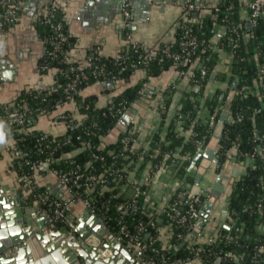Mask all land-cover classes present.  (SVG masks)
Returning <instances> with one entry per match:
<instances>
[{
	"label": "trees",
	"instance_id": "1",
	"mask_svg": "<svg viewBox=\"0 0 264 264\" xmlns=\"http://www.w3.org/2000/svg\"><path fill=\"white\" fill-rule=\"evenodd\" d=\"M194 1V0H191ZM248 0L245 1L247 3ZM244 3L242 0H222L218 4L219 11H215L214 7L204 16H202L198 22L179 19L175 27V40L173 43L164 45L155 50V53L147 61V65L138 61L143 60V56L147 52L141 46H132L128 43L126 47L120 52L123 59H115L114 57H105L97 53H93V61L95 65H105L107 69L113 73H117L118 69L125 65V69L117 73V77L111 79L110 77H94L92 74V66L82 67L75 72L79 73L82 80L87 82V85L96 83L98 86L105 88V81H122L128 80V78L136 70H143L144 76L139 79L133 85H126L120 92L116 93L113 99V108L119 105V102L125 105H130L139 96L141 89L146 81L158 77L166 68L173 65L176 69L190 70V66L185 62H179L174 65L173 61L169 57H165L162 49H169L170 52H178L180 50V42L184 39L186 30L190 29L194 35L197 36L199 45L194 54H192L193 67L190 70L191 76L189 77V83L197 87L196 91L187 92L180 102L179 113L176 114L175 120H180L179 115L184 117L183 122L190 130L188 139H184L175 133H170L166 139L168 143L160 141V138L156 136L154 143H157V149L159 150L157 158H161L163 152L171 151L178 152L183 155H189L190 159L196 153L195 140L204 139L206 142L212 134V129L209 128V119L207 117L196 118L197 112L202 108L199 99L197 98L207 81H209L214 71V61L217 55V50H213L210 46L209 39L213 34L214 25L222 24L225 26V35L220 39L218 48L225 46L227 49L233 52V57L236 59L232 62V75L229 78V82L236 79L237 86L234 89V93L228 102V111L232 117L231 122H225L222 138L220 140L219 161H223L226 158V153L233 142L239 143V153L251 154L255 148L259 145L264 146V15H261L258 22L253 27L247 28L244 26V20H242L239 14V5ZM229 4H233V7L226 9ZM264 12V10H263ZM192 11L189 13V15ZM62 12L59 11L56 14V19L60 18ZM44 16L39 19L37 23L38 29H40L41 35L46 38L48 34V27L43 22ZM124 30V29H123ZM74 44V38L69 36V43L66 44V50H69ZM234 45V46H233ZM48 47V44H46ZM45 46V47H46ZM90 55V54H87ZM45 63V69H39L40 73H46L48 70L56 69L59 67L66 68L68 65H78L77 61L69 63H62L61 57L56 59H50V57L44 52L43 57L39 65ZM131 63H136L134 67H131ZM261 69L263 71L261 72ZM260 76H262L260 78ZM67 77L60 74L58 71L54 74V81L60 83H66ZM249 87L252 91L245 97L241 93L242 87ZM175 91V83L167 87L164 90V95L167 98L163 99V104L158 108L166 109L170 96ZM220 93H216V97L212 100H206L204 106L210 113H215L216 120L220 115L221 109H219L222 100L220 101ZM47 97V102L51 105L56 99L62 98V91L57 89L56 91L47 92L37 90L22 89L16 98L11 102L19 103L26 101L28 105L35 106L42 104V97ZM97 96L95 94H82L74 97V101L80 103L82 106H86L85 113L87 117L84 121L78 124L75 128L69 129L67 133L71 134L72 145L64 146L63 152L70 154L68 158L61 159L58 164L60 167L69 169L79 164L82 169L91 170L93 173L99 175L104 171L112 168L119 170L118 175L108 177L106 186L111 188L107 190L101 196L93 198L95 203L103 197L110 196L113 200L112 205L109 207L107 214L111 213L112 221L117 216V212L113 209L114 204L117 201L127 200L126 192L121 189L127 180V174L131 170L134 161L137 158L142 157L144 160H156L150 158V154L153 151L148 150L143 155H139L136 151L121 152L119 150V136L113 142H104L102 137L107 136L108 133L116 126L119 120V115H114L108 109V102L103 105H97ZM1 103V102H0ZM10 103V102H6ZM164 115V111L161 112ZM93 121L97 122V127L91 126ZM27 125L30 126L29 121ZM5 136L12 138L18 137V132L10 128H5ZM76 134L80 135L79 139H76ZM25 138L21 142H17V146L22 149V157L19 158H32L38 159L41 155L37 154L33 150V142L35 140L34 134L25 133ZM25 154V155H24ZM191 160L185 158L179 165L175 174H179L181 179L186 176L188 181L179 180V185H184L186 182L191 183L193 181L192 176L188 175L187 170ZM133 163V164H132ZM16 169L19 176L28 174V168L22 163L15 162ZM90 165L93 167L90 169ZM173 172V171H172ZM264 177V162L258 157L255 159V167L248 168L247 173L240 175L236 178L231 185V192L229 199L227 200L228 207L230 209L229 219H235L236 223L232 228H228V223L221 228L222 235L224 236L221 241L211 245H198L197 247H204L206 250L211 249L217 255L221 254L223 250H230L233 253H243L244 260L248 264H256L255 260H251L254 252L256 251V245L264 244V237L256 233L255 230V207L258 203L264 206V188L259 185L260 177ZM145 187V184H142ZM37 191H42V186H36ZM123 191V192H121ZM31 200V197L29 198ZM97 201V202H96ZM249 205L250 208L244 210V207ZM186 205H183V209ZM161 218V223L171 224L173 228L174 237L171 239L173 248L166 250L164 253L169 258L188 256L191 250L186 245L179 246L181 239L176 241L175 235L179 232L185 234L187 229H182L177 226L173 221H168L164 214L161 216L158 214H152L145 211L140 206V209L130 211L129 222H134L142 219L145 223H148L149 219ZM159 220V219H158ZM244 222L242 232L240 233V224ZM238 235V237H237ZM257 246V247H258ZM205 250V251H206ZM212 260V261H211ZM210 263L215 262L211 259ZM222 264H233L231 260L222 261Z\"/></svg>",
	"mask_w": 264,
	"mask_h": 264
},
{
	"label": "crops",
	"instance_id": "2",
	"mask_svg": "<svg viewBox=\"0 0 264 264\" xmlns=\"http://www.w3.org/2000/svg\"><path fill=\"white\" fill-rule=\"evenodd\" d=\"M49 1L20 0L16 20L0 35V61L4 66L0 67L1 103L13 101L22 89L50 87L53 82L54 69L48 70L46 73H40L39 70V63L45 52V39L38 29L37 23L45 15ZM58 1L62 5V19L70 35L74 38L73 46L67 51L68 59L77 61L79 64H84L87 54H92L93 51H97L99 55L105 57H115L130 42L139 44L146 51L171 44L175 40V27L180 18L198 22L212 7L222 2V0H199L200 7L189 15L191 11L187 13L182 7V4L189 0H136L130 8L132 18L129 21H124L122 17L124 0ZM242 1L244 3L239 5L238 9L242 20L246 23L248 9L246 0ZM225 32L224 25L215 24L213 34L209 39L210 46L213 50H217V55L214 61L213 75L197 97L202 106L196 115V118L199 119L207 117L209 114L208 109L204 106L206 100L214 99L216 93L219 92L220 101L222 100L219 109L221 111L222 109L228 110V102L234 93L235 87L232 82L236 79L229 82L232 75L233 53L229 49L218 48V43ZM126 33L129 35V39ZM192 67L193 65L189 69L191 70ZM143 76L144 71L139 69L131 74L128 80L112 81L110 87L106 84L105 88H102L96 83L87 85L82 94H95L98 99L97 105L103 106L126 85H133ZM176 76L177 70L175 66L171 65L158 77L146 81L130 109L119 118L116 126L108 135L102 137L104 142L115 141L120 131L130 123H136L138 127L137 139L132 145L133 149L158 150L157 143H154L156 136L160 138V141L168 143L166 139L170 133L188 139L189 128L184 125L183 121L175 120V116L179 113L181 98L189 91H196L197 87L189 83L187 76ZM173 83H175V91L170 96L167 108L162 110L165 113L162 115L157 104L161 101L163 103V99L167 98V95H164V90ZM228 115H230L229 111ZM30 127L52 135L65 131L62 123L55 122L50 114L39 116L30 124ZM5 139L6 143L0 145V184L5 189H15L16 193L21 195L23 185L15 165L19 159L13 150L14 138L5 136ZM66 156H70V154H66ZM231 157L233 156L227 155L220 162L218 155L217 163L221 164L220 167H217V163L211 162L199 180L198 186L211 187L225 160ZM200 159L201 157L193 163L192 167L189 164L188 171L190 170L192 179H194ZM229 162L232 164L229 168H225L228 171L227 176L233 177L235 180L242 174V167L235 159ZM150 165L151 161L144 160L142 157L134 161L133 168L127 174L126 183L122 185L127 196L131 194L129 184L135 181L141 183L148 174ZM179 180L188 181L186 176L181 179L179 174H175L171 169H166L157 171L152 182L144 183L147 184L145 187L148 191L146 211L158 214L179 185ZM36 183L53 196L67 198V193L60 186L57 177L50 172H43L36 176ZM186 184H190L192 187L193 181L186 182ZM231 185L226 184L224 192L220 193L216 207L204 223V234L212 235L218 225L227 223L229 217L227 200L231 192ZM23 205L28 208L33 204ZM66 208L68 217L72 218L74 214L82 212L85 206L81 201H77L68 202ZM214 212L216 217L212 216ZM211 217L213 220L209 223ZM161 240L165 245L171 242L170 236L166 232L163 233Z\"/></svg>",
	"mask_w": 264,
	"mask_h": 264
},
{
	"label": "built area",
	"instance_id": "3",
	"mask_svg": "<svg viewBox=\"0 0 264 264\" xmlns=\"http://www.w3.org/2000/svg\"><path fill=\"white\" fill-rule=\"evenodd\" d=\"M136 0H124L122 17L124 21H129L132 18L131 5ZM20 0H0V35L16 20L18 15V4ZM199 0L185 1L182 7L189 13L190 11L197 10L199 5ZM248 9L247 22H250L252 27L257 24L258 19L264 10V0H248L246 3ZM233 7V4H229L226 9ZM62 10V5L58 0H50L47 5V11L44 15L43 22L48 27V34L45 38L46 54L50 59H56L61 57L62 63L72 62L68 59L67 51L65 46L69 43L70 33L65 25L63 19L57 18L56 14ZM215 11H219L218 5L214 6ZM129 39V35L126 33ZM225 35V33H224ZM132 46H140L135 42H130ZM199 41L196 35L188 29L184 34V39L180 42V50L178 52H170L169 49H162L165 57L172 59L174 65L179 62H185L189 66L193 65L192 54L195 53ZM234 46V45H233ZM226 48L225 46L221 47ZM227 49V48H226ZM156 50V49H155ZM155 50H147L143 56L142 62L147 65V61L155 53ZM231 51V50H230ZM99 54L97 51L93 53ZM232 52V51H231ZM233 53V52H232ZM92 54L87 55L84 64L78 65H68L66 68H56L53 72V82L50 87H30L26 89L37 90L38 93L47 90V92L56 91L60 89L62 91V98L56 99L51 105L47 102V97H42V104L35 106H30L26 101H21L19 103H0V120H4L6 123L5 128H10L18 132V137L14 138L13 150L15 155L19 158L22 157V149L17 146V142L24 140L25 133L34 134L35 140L33 142V150L35 153L41 155L38 159H32L29 157L19 159V163H22L28 168L29 173L24 174L20 177L21 183L23 185V192L20 195L21 202L23 204H38L40 210L48 213L50 220L55 223L58 227L64 228L66 224V219L68 218L66 204L68 202L81 201L82 204L89 210L90 213L96 215L99 220L107 227L109 233H113L115 239L121 242L130 252H132L140 264H222L221 262L226 260H231L233 264H248L244 260L243 253H233L232 251L226 249L223 250L221 254H216L211 249H205L204 247H197L198 245H211L216 244L218 241L224 237L221 232V228L224 225H218L215 232L212 235H206L203 232L204 224L199 229V231L194 235L193 231L198 227L200 223V211L203 206L204 200L208 195L210 186L199 187L197 191H194L189 184L178 185L177 188L172 193L171 197L168 199L164 207L160 210L158 215L164 214L168 221H173L177 226L182 229H187L185 234L177 233L175 235L176 241H183L185 239L186 247L191 250V254L183 257L169 258L165 255V251L173 248V243L170 242L167 245L162 243L163 233H167L170 236V241L174 237L173 228L171 224L161 223V218L149 219L148 223H145L142 219L134 222H129L130 211L140 209V206L145 209L147 205V189L143 187L142 184L152 182L157 171L171 169L172 171H177L179 165L182 161L187 158L190 159L189 155H183L178 152L166 151L163 152L161 158H157L159 150H154L150 154V158L156 159L151 161L148 174L144 177L141 183L131 182L129 187L131 188V194L127 200L117 201L113 209L117 212V216L112 221L111 213H106L109 207L112 205L113 200L110 196L102 197L98 203L93 201L96 196L103 195L107 190H111L106 186V181L108 177L113 175H118L119 170L117 168H112L110 170L104 171L102 174H95L91 170L82 169L79 164L69 169L57 166L61 159H66L67 153L63 152L64 146L72 145L71 134L67 133L69 129L75 128L78 124L84 121L87 117L86 106H82L80 103L74 101V97L82 93L87 82H85L83 77L77 72L78 69L82 67L92 66V74L94 77H110L114 79L117 77V73L125 69V65H122L117 73H113L111 70L107 69L105 65H95L93 61ZM115 59H123L121 54L114 57ZM236 60L233 57V61ZM136 63H131L130 66L134 67ZM40 69H45V63L39 65ZM177 76L183 77L191 76L189 70L176 69ZM58 71L60 74L67 77L66 83H60L54 81V74ZM263 69H261V72ZM262 76H260L261 78ZM241 93L245 97L252 90L249 87H242ZM113 99L108 101V109L114 114L120 117L126 113L131 104L125 105L119 102V105L113 108ZM161 103L157 106L162 105ZM50 114L55 122H60L65 128V131L61 134L52 135L46 132L31 129L27 125L29 121L32 124L36 118L41 115ZM119 117V118H120ZM180 121H183L184 117L179 115ZM209 128H214L216 123L215 113L208 114ZM91 126L97 127V122L93 121ZM138 133V127L136 123H130L119 133V150L123 153L130 150L136 151L139 155H143L148 150L145 149H133L132 145L136 142ZM80 135L76 134V139H79ZM206 145L204 139L195 140L196 151H201ZM220 150V148H219ZM218 150V155H219ZM239 143L233 142L227 153L231 155L238 162L240 167H242V174H246L248 168L255 167V159L258 157L262 162H264V146L259 145L255 148L251 154L240 153L239 156ZM25 155V154H24ZM63 161V160H61ZM220 163H217V167H220ZM93 167L90 165L89 167ZM43 172H50L52 175L56 176L60 186L67 193V198L53 196L48 190L44 189L42 191L36 190V176ZM188 175H191L190 170H187ZM192 176V175H191ZM145 184V185H147ZM233 184V183H232ZM123 185V184H122ZM259 185L264 188V177H260ZM122 189V186H121ZM124 191V190H123ZM121 191V192H123ZM31 197V200L29 198ZM229 199V197H228ZM97 202V201H96ZM186 207L183 209V205ZM228 205V204H227ZM250 208L249 205L244 207V210ZM149 212V211H148ZM228 207V215L230 213ZM150 213V212H149ZM255 213V230L256 233L264 237V206L258 203L254 210ZM154 213H150L152 215ZM228 228H232L236 220H227ZM226 223V224H227ZM225 224V225H226ZM244 222L240 224L239 231L242 232ZM238 237V235H237ZM181 243V242H180ZM183 246V245H182ZM256 245V251L254 252L251 260H255L256 264H264V244H260L258 247ZM206 250V251H205ZM211 259L215 262H208ZM219 262L216 263V260ZM212 261V260H211Z\"/></svg>",
	"mask_w": 264,
	"mask_h": 264
},
{
	"label": "water",
	"instance_id": "4",
	"mask_svg": "<svg viewBox=\"0 0 264 264\" xmlns=\"http://www.w3.org/2000/svg\"><path fill=\"white\" fill-rule=\"evenodd\" d=\"M246 27H252L250 22ZM1 60V59H0ZM6 66V65H5ZM0 67H4L0 61ZM109 87L112 80L105 82ZM236 87V81L232 82ZM231 122L227 109H222L203 150L192 158L190 167L200 157L193 179L192 189L197 191L199 180L211 162H218V150L225 122ZM225 160L214 179L200 211V223L193 231L195 235L216 207L220 193L226 184H232L226 167L232 164ZM234 173V172H233ZM7 190V191H6ZM185 244V239L179 246ZM219 259L216 260V263ZM0 264H140L135 255L121 242L98 217L85 208L72 218L66 219L64 228L50 220L47 212L38 204L25 207L15 189H5L0 184Z\"/></svg>",
	"mask_w": 264,
	"mask_h": 264
},
{
	"label": "clouds",
	"instance_id": "5",
	"mask_svg": "<svg viewBox=\"0 0 264 264\" xmlns=\"http://www.w3.org/2000/svg\"><path fill=\"white\" fill-rule=\"evenodd\" d=\"M5 127L6 123L4 120H0V145H4L6 143L5 139Z\"/></svg>",
	"mask_w": 264,
	"mask_h": 264
},
{
	"label": "rangeland",
	"instance_id": "6",
	"mask_svg": "<svg viewBox=\"0 0 264 264\" xmlns=\"http://www.w3.org/2000/svg\"><path fill=\"white\" fill-rule=\"evenodd\" d=\"M261 15H264V12H263V11H262ZM218 211H219V209H218ZM218 211L216 210V213H217ZM213 215H214V217H216L215 212L212 214V216H213ZM212 220H213V217H211V220H210L209 223H211Z\"/></svg>",
	"mask_w": 264,
	"mask_h": 264
}]
</instances>
